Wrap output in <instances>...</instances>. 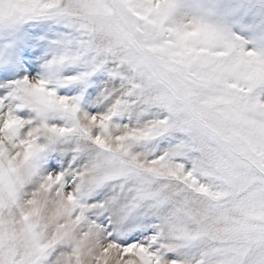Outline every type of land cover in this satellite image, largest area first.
Returning <instances> with one entry per match:
<instances>
[{"label": "rangeland", "instance_id": "rangeland-1", "mask_svg": "<svg viewBox=\"0 0 264 264\" xmlns=\"http://www.w3.org/2000/svg\"><path fill=\"white\" fill-rule=\"evenodd\" d=\"M262 69L264 0H0V264H264Z\"/></svg>", "mask_w": 264, "mask_h": 264}, {"label": "bare ground", "instance_id": "bare-ground-1", "mask_svg": "<svg viewBox=\"0 0 264 264\" xmlns=\"http://www.w3.org/2000/svg\"><path fill=\"white\" fill-rule=\"evenodd\" d=\"M179 11V10H177ZM176 11V12H177ZM175 12V13H176ZM224 45V44H223ZM222 45V46H223ZM225 46V45H224ZM220 61V60H218ZM222 62V61H221ZM226 62V60H225ZM217 63V62H216ZM228 63V62H226ZM234 64V63H233ZM241 65V66H240ZM247 64L241 63L239 64V68L236 69L238 72L239 71H243V72H248V68L246 67ZM216 66V64H215ZM235 66V64H234ZM233 66V67H234ZM236 67V66H235ZM243 67V68H242ZM227 68V66H226ZM225 68V69H226ZM232 69V68H231ZM235 69V68H233ZM228 74V73H227ZM224 77V76H223ZM230 78V77H229ZM235 78V77H233ZM260 78L264 80V69H262V71H260ZM226 79V78H225ZM224 81V80H223ZM232 81V80H231ZM222 82V81H221ZM234 82V81H233ZM236 82V80H235ZM217 85V84H216ZM253 87V86H252ZM257 91V90H256ZM253 97V96H252ZM250 100V99H249ZM254 102V101H253ZM248 103V102H247ZM256 103V102H254ZM248 104L249 106V110L247 115H242V116H246L243 118H236L237 119V124L240 125L239 131L241 132V134L243 136H246L247 138L251 139V141L257 146V147H261L260 146V142L258 143V140H262L264 139V108L257 106L256 104ZM247 106V105H246ZM240 107V106H239ZM243 108V107H242ZM21 121L23 122V120L21 119ZM18 134H20V128H15L14 129ZM10 132V131H8ZM8 134V133H7ZM16 134V133H15ZM14 133L12 136H16ZM29 134V133H28ZM34 135V134H33ZM36 135V134H35ZM6 137V136H5ZM8 138V136H7ZM4 139V138H3ZM19 139V138H18ZM10 142V141H7ZM11 145V144H10ZM20 147V146H19ZM6 148V147H5ZM21 148V147H20ZM18 148V150L20 149ZM264 150V149H263ZM12 151V150H11ZM7 152V151H6ZM21 152V149H20ZM23 152V150H22ZM36 176V175H35ZM37 177V176H36ZM6 200L4 198V192L1 189L0 190V208H2V210L4 212H6V210L8 211V208L6 206ZM49 204V203H48ZM61 204V203H60ZM57 205V204H55ZM50 206V205H49ZM58 207V205H57ZM55 207V208H57ZM59 208V207H58ZM46 214V213H45ZM59 215V214H58ZM32 216V214H31ZM4 215L2 214V212H0V246H4V245H9L10 247L20 250L19 248L22 247L25 243H27L28 239H29V228L30 225L25 226V230H18L16 228H14V223L12 222V220H9L7 218H4ZM57 217V216H56ZM32 218V217H31ZM38 218V217H37ZM44 218V217H43ZM52 218V216L50 217ZM54 218V217H53ZM46 220V219H45ZM59 220V219H58ZM31 221V220H30ZM43 222V221H42ZM25 223V222H24ZM23 223V224H24ZM47 224V223H46ZM49 225V224H48ZM47 225V226H48ZM24 226V225H23ZM22 226V228H23ZM41 226V225H40ZM56 226V225H55ZM21 227V226H20ZM43 229V228H42ZM41 230V229H40ZM43 232V231H42ZM16 235V236H14ZM39 238V237H38ZM43 238V237H42ZM24 253V252H23Z\"/></svg>", "mask_w": 264, "mask_h": 264}]
</instances>
